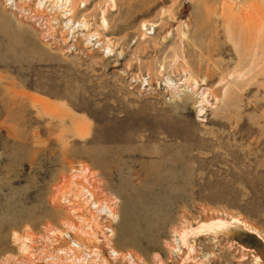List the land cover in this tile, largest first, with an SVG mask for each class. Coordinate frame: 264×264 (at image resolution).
Returning a JSON list of instances; mask_svg holds the SVG:
<instances>
[{
	"label": "rangeland",
	"instance_id": "obj_1",
	"mask_svg": "<svg viewBox=\"0 0 264 264\" xmlns=\"http://www.w3.org/2000/svg\"><path fill=\"white\" fill-rule=\"evenodd\" d=\"M0 264H264V0H0Z\"/></svg>",
	"mask_w": 264,
	"mask_h": 264
},
{
	"label": "bare ground",
	"instance_id": "obj_2",
	"mask_svg": "<svg viewBox=\"0 0 264 264\" xmlns=\"http://www.w3.org/2000/svg\"><path fill=\"white\" fill-rule=\"evenodd\" d=\"M78 186V185H77ZM256 260V259H255Z\"/></svg>",
	"mask_w": 264,
	"mask_h": 264
}]
</instances>
